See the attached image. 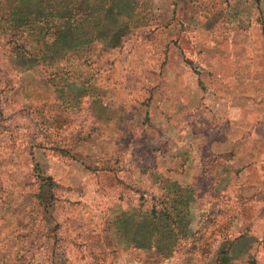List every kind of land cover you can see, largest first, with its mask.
Masks as SVG:
<instances>
[{
	"label": "rangeland",
	"instance_id": "obj_1",
	"mask_svg": "<svg viewBox=\"0 0 264 264\" xmlns=\"http://www.w3.org/2000/svg\"><path fill=\"white\" fill-rule=\"evenodd\" d=\"M239 1L96 0L75 34L66 0H0V264H264V154L221 157L188 97L216 89L206 15ZM162 208L169 247L133 244Z\"/></svg>",
	"mask_w": 264,
	"mask_h": 264
},
{
	"label": "crops",
	"instance_id": "obj_2",
	"mask_svg": "<svg viewBox=\"0 0 264 264\" xmlns=\"http://www.w3.org/2000/svg\"><path fill=\"white\" fill-rule=\"evenodd\" d=\"M249 2L250 0H240L236 4L233 3L234 6L230 2L225 11L206 15L208 20L204 29L209 38L207 43L203 44V64L209 70L207 76L211 82H215L216 89L211 90L213 93L203 95L199 86V91L193 88L188 96L189 102L194 105L202 97L208 99L211 105L216 104V120L223 121V124L215 138L218 143L230 147L220 154L226 160L234 158L236 153L233 149H237L236 145L244 144V151L238 153L244 157V161L256 160L264 154V0H260L258 8L249 9ZM45 14H49V10H46ZM193 16L198 15L194 12ZM220 24L224 26V33L218 29ZM179 94L180 92L175 107L180 110L179 103L183 101H179ZM213 98H216V101ZM172 102L170 105L174 106ZM190 107L188 105V108ZM182 109H185V106ZM169 110L167 108V112ZM182 139L184 143H192L195 142L196 136L187 132ZM161 176L164 177V182L170 184L190 185L175 176ZM246 238L249 236H244V240ZM248 252L246 249L245 255H248Z\"/></svg>",
	"mask_w": 264,
	"mask_h": 264
},
{
	"label": "trees",
	"instance_id": "obj_3",
	"mask_svg": "<svg viewBox=\"0 0 264 264\" xmlns=\"http://www.w3.org/2000/svg\"><path fill=\"white\" fill-rule=\"evenodd\" d=\"M69 1L72 7V12L75 13L74 15L71 12V15H70L71 21L72 22H75V21L82 22L83 21L81 26L79 24H77L76 26L73 25L74 29H72V31L75 34H78L81 31V29L84 28V25H85L84 21L86 20V17L84 19V15L87 12V7H88L87 3L88 2L90 3L96 0H76V1L69 0ZM101 3H102V0H101ZM98 4H99V0H98ZM76 13H79L80 15ZM95 20L98 21L97 19ZM97 24L98 22L94 23L93 24L94 27H97ZM172 186H175L177 189H180L179 188L180 186H177L173 183H172ZM166 208H162V210L158 212L155 211L156 212L155 214L151 212L150 216L144 219L145 224H142L145 226V228H143L142 225H140L139 227L131 230L130 241H132V243L138 247L147 248V249L153 248V249H156L160 253L162 252L163 247L168 248L169 243L165 242L163 239V236H166V233H167L166 231L167 226L168 224L170 225V223L171 224L174 223L178 225L180 219L178 218V216L175 217V216L170 215L169 210ZM152 217H154L155 219H153ZM168 219H170V221Z\"/></svg>",
	"mask_w": 264,
	"mask_h": 264
}]
</instances>
